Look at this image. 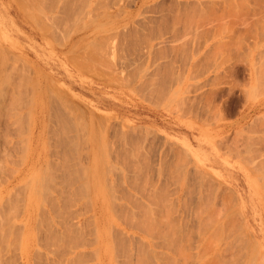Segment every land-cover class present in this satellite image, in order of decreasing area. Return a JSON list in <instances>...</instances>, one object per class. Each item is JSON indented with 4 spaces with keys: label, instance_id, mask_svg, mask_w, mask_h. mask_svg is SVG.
<instances>
[{
    "label": "rangeland",
    "instance_id": "rangeland-1",
    "mask_svg": "<svg viewBox=\"0 0 264 264\" xmlns=\"http://www.w3.org/2000/svg\"><path fill=\"white\" fill-rule=\"evenodd\" d=\"M32 1L0 0V264H264V0Z\"/></svg>",
    "mask_w": 264,
    "mask_h": 264
},
{
    "label": "bare ground",
    "instance_id": "bare-ground-1",
    "mask_svg": "<svg viewBox=\"0 0 264 264\" xmlns=\"http://www.w3.org/2000/svg\"><path fill=\"white\" fill-rule=\"evenodd\" d=\"M25 1H27V0H25ZM35 1H36V0H34V1H32V2L36 3L37 1H36V2H35ZM32 2H31V3H32ZM26 3H27V2H26ZM34 3H33V4H34ZM19 4H20V3H19ZM36 4H37V3H36ZM36 4H35V5H36ZM37 5H38V4H37ZM20 7H21V6H20ZM35 7H36V6H35ZM28 8H29V7H28ZM20 9H21V8H20ZM35 9H36V8H35ZM23 10H24V9H23ZM36 10H38V9H36ZM24 11H25V10H24ZM96 62H97V61H96ZM38 120H39V119H38ZM36 122H37V121H36ZM42 128H43V127H42ZM37 130H38V129H37ZM43 130H44V129H43ZM43 130H42V131H43ZM58 138H59V137H58ZM38 155H39V154H38ZM32 156H33V155H32ZM62 166H63V165H62ZM85 169H86V168H85ZM50 170H51V169H50ZM82 170H83V169H82ZM28 171H29V170H28ZM72 174H73V173H72ZM106 178H107V177H106ZM49 179H50V178H49ZM73 181H74V180H73ZM49 182H50V181H49ZM45 186H46V185H45ZM80 188H81V187H80ZM81 189H82V188H81ZM44 191H45V190H44ZM49 196H50V195H49ZM210 196H211V195H210ZM83 197H84V196H83ZM37 199H38V198H37ZM201 199H202V198H201ZM208 199H209V198H208ZM206 201H207V199H206ZM206 201H205V202H206ZM202 203H203V202H202ZM82 204H83V203H82ZM202 206H203V205H202ZM29 208H30V207H29ZM88 208H90V207H88ZM206 208H207V207H206ZM39 210H40V209H39ZM202 210H203V209H201V211H202ZM198 213L200 214V212H198ZM199 216H200V215H199ZM41 218H42V217H41ZM207 219H209V218L206 217V220H207ZM47 220H48V218H47ZM37 221H38V220H37ZM204 221H205V220H204ZM207 221H209V220H207ZM210 221H211V219H210ZM210 221H209V222H210ZM201 222H202V221H201ZM211 222H212V221H211ZM202 223H203V222H202ZM205 223H206V222H205ZM207 223H208V222H207ZM213 223H214V221H213ZM209 224H212V223H209ZM200 225H201V223H200ZM206 225H208V224H206ZM204 226H205V225H204ZM199 227H200V226H199ZM205 227H206V226H205ZM210 227H211V226H210ZM216 227H217V226H216ZM153 228H154V227H153ZM153 228H152V229H153ZM220 228H221V226H220ZM201 229H202V228H201ZM206 229H207V228H206ZM215 229H216V228H215ZM89 231H90V230H89ZM199 231H200V229H199ZM203 231H204V228H203V230H202V233H203ZM221 231H222V229H221ZM36 232H37V231H36ZM82 232H83V231H82ZM219 232H220V230H219ZM13 233H14V232H13ZM38 233H39V232H38ZM227 233H228V232H227ZM17 234H18V233H17ZM82 234H83V233H82ZM203 235H204V234H203ZM213 235H215V234H213ZM226 236H227V235H226ZM217 237H218V236H217ZM73 238H74V237H73ZM200 239H201V238H200ZM209 239H210V238H209ZM208 241H209V240H208ZM210 241H211V239H210ZM210 241H209V242H210ZM211 242L213 243V241H211ZM212 243H211V244H212ZM203 244H204V243H203ZM206 244H207V243H206ZM212 245H213V244H212ZM220 248H221V247H220ZM217 250L219 251V249H217ZM222 251H223V250H222ZM215 253H216V252H215ZM223 255H224V254H223Z\"/></svg>",
    "mask_w": 264,
    "mask_h": 264
},
{
    "label": "clouds",
    "instance_id": "clouds-1",
    "mask_svg": "<svg viewBox=\"0 0 264 264\" xmlns=\"http://www.w3.org/2000/svg\"><path fill=\"white\" fill-rule=\"evenodd\" d=\"M250 100H255L257 97L255 95H249L248 97Z\"/></svg>",
    "mask_w": 264,
    "mask_h": 264
}]
</instances>
